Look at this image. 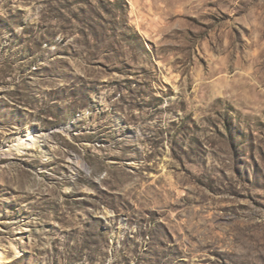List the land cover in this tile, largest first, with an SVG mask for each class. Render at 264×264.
I'll use <instances>...</instances> for the list:
<instances>
[{
    "label": "rangeland",
    "instance_id": "obj_1",
    "mask_svg": "<svg viewBox=\"0 0 264 264\" xmlns=\"http://www.w3.org/2000/svg\"><path fill=\"white\" fill-rule=\"evenodd\" d=\"M0 251L264 264V0H0Z\"/></svg>",
    "mask_w": 264,
    "mask_h": 264
},
{
    "label": "bare ground",
    "instance_id": "obj_2",
    "mask_svg": "<svg viewBox=\"0 0 264 264\" xmlns=\"http://www.w3.org/2000/svg\"><path fill=\"white\" fill-rule=\"evenodd\" d=\"M39 136L41 137L40 134H25V136H23L19 140V143L16 144V147L19 149H24L29 146L35 147L39 142V139H40ZM13 248L15 249V251L19 250V247L16 244H13ZM4 257H5L4 253L0 251V264L3 261Z\"/></svg>",
    "mask_w": 264,
    "mask_h": 264
}]
</instances>
